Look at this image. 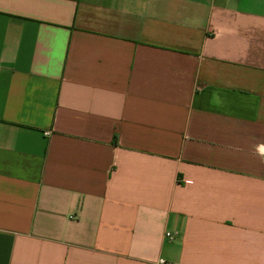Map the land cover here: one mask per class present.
Listing matches in <instances>:
<instances>
[{"label":"crops","instance_id":"0c3cea01","mask_svg":"<svg viewBox=\"0 0 264 264\" xmlns=\"http://www.w3.org/2000/svg\"><path fill=\"white\" fill-rule=\"evenodd\" d=\"M0 264H264V0H0Z\"/></svg>","mask_w":264,"mask_h":264}]
</instances>
